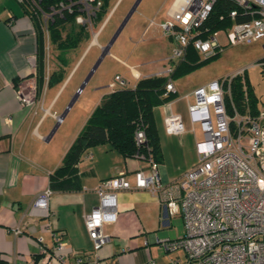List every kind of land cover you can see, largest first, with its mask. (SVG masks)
Here are the masks:
<instances>
[{"label":"crops","instance_id":"0c3cea01","mask_svg":"<svg viewBox=\"0 0 264 264\" xmlns=\"http://www.w3.org/2000/svg\"><path fill=\"white\" fill-rule=\"evenodd\" d=\"M112 1L114 0L107 1L106 10ZM122 1L115 0L108 12L111 14ZM135 2L137 0H129L126 11L130 6L132 8ZM186 2L187 0H138L135 9L123 20L122 27L130 18L137 15L134 24L139 23L137 29L140 30L141 38L150 32L152 35H161L164 39L172 41L163 34L160 25L175 17ZM37 18L17 0H0V259L6 264H29L38 255L36 238L42 237L43 244L50 248L53 244L52 233L59 232L66 242L68 264H72L77 256L83 255L98 258L100 264H145L150 259L153 260V264H166L171 260L182 262L185 257L184 251L177 249L166 252L158 244L161 239H177L183 236L185 230L180 211L170 214L164 204L147 189L136 188L135 172L141 170L150 173V166L146 161L124 157L108 144L96 145L82 155L77 164L79 189L53 191L49 200L50 217L39 218L29 214L33 200L48 186L50 174L60 165L64 154L93 109L111 92L110 89H103L104 87L92 86L90 91L94 93L92 98L94 101L89 111L83 114L82 121L63 139L55 138L60 123H64V118L60 122L57 121L52 129L51 127L57 120L56 117L65 112L60 115L61 107L70 98V102H76L79 95L84 93L78 86L85 73L77 77L76 74L85 52L75 62L67 59L62 63L61 59H58L59 61L56 59L55 70L49 72L50 69L46 66V45L49 46L50 42L46 43ZM105 23L104 21L101 26ZM39 31L45 55V79L53 72H57L60 79L48 87L44 83L42 92L36 96L33 105L22 108L16 91L34 78L33 69H36L40 48ZM91 44H98L97 37L92 38ZM172 44L174 45L173 41ZM172 44L170 43L171 48ZM111 54L130 67L132 82L126 80L130 84L139 77L156 75L168 67L167 65L159 69H150V72H141L115 54ZM34 55L35 64L32 67L28 59ZM56 57L60 58L58 54ZM168 57L162 60L166 62ZM186 74L176 79L172 78L175 98L154 107L153 110L162 153L158 173L164 185L176 181L197 164L196 162L190 166H170L167 154L178 152L185 146L196 150V142L203 139L200 124L191 122L187 110L188 104L194 102V97L184 96L212 80L204 84H191L189 91L181 96L182 89L178 81ZM40 96L41 106L38 105ZM61 98L64 105L59 104ZM170 112L182 118L184 132L180 135H169L164 130V118ZM195 127L198 128V135L194 134ZM177 139L181 142H177ZM88 154L91 158L87 157ZM121 172L124 173L130 187L116 192V220L102 225V232L108 239L95 250L85 227L84 216L99 203V197L95 192L97 185ZM16 230L20 232L16 234ZM159 252L165 253V256L159 258ZM53 264L58 263L54 261Z\"/></svg>","mask_w":264,"mask_h":264},{"label":"built area","instance_id":"2783aa9c","mask_svg":"<svg viewBox=\"0 0 264 264\" xmlns=\"http://www.w3.org/2000/svg\"><path fill=\"white\" fill-rule=\"evenodd\" d=\"M17 1L26 3V0ZM40 1L28 0L27 3L39 19L47 44L49 23L66 13L75 12V24L90 30L93 38L104 27L102 25L98 32L92 31L102 7L101 0H58L47 10L40 7ZM230 1L247 19L235 22L237 10L229 12L232 22L226 28L229 42L250 43L264 38V0ZM215 2L187 0L175 17L160 25L163 34L174 43L166 59L168 67L158 73L168 76L166 94L175 93L169 77L173 72L172 64L183 60L189 46L203 59L221 50L216 31L205 37L200 36V28ZM28 60L34 67L35 55ZM33 70L34 78L16 91L22 108L32 106L35 100L36 69ZM235 75H243V70ZM235 75L212 81L184 96L194 97V102L188 104V114L191 122L200 124L203 132V139L196 142L198 159L192 169L176 181L164 185L158 173L159 164L150 157L146 158L143 153L136 152L134 155V158L146 161L150 166V173L141 170L135 172L136 188L147 189L170 214L181 213L185 230L183 236L161 239L158 244L166 252L181 249L185 257L182 262L171 260L166 264H264V109L259 110L255 117L241 115L236 109H233L232 116L228 114L225 97L230 98L231 79ZM129 85L124 78L115 75L108 88L113 91ZM56 119L61 121L60 117ZM164 130L169 135L182 134L184 126L181 116L172 112L166 115ZM134 138L138 150L145 146L146 136L142 128L136 129ZM87 157L91 158L89 154ZM129 187L121 172L101 181L95 188L99 203L84 216L85 227L95 250L108 239L102 232V225L116 220V192ZM52 194L49 186L41 191L33 200L29 214L39 218L50 217L49 200ZM19 232L15 231L16 234ZM52 238L50 248L43 244L42 237L36 238L38 255L29 264H53L54 261L68 264L62 234L54 232ZM72 264H100V261L96 257L83 255L77 256ZM145 264H153V260Z\"/></svg>","mask_w":264,"mask_h":264},{"label":"trees","instance_id":"16d2710c","mask_svg":"<svg viewBox=\"0 0 264 264\" xmlns=\"http://www.w3.org/2000/svg\"><path fill=\"white\" fill-rule=\"evenodd\" d=\"M57 1L41 0L39 5L43 10H47L49 6ZM107 1L101 0L102 7L95 21L103 16ZM27 2L28 0L22 5L31 15L37 17ZM233 9L238 12L235 22L247 19V16L244 18L241 10L232 1L216 0L207 20L200 28V36L205 37L220 28L226 29L229 27L232 22L228 14ZM74 17L75 12L66 13L62 18L55 17L54 21L48 25L49 42L61 52L75 44L70 38L71 32L77 27L82 28L75 24ZM38 38L40 48L36 60V96L41 94L44 83L48 87L60 79V75L57 72L49 74L45 79V55L42 49L43 42L40 31ZM212 57L204 59V61H208ZM60 59L62 63L65 62V58ZM198 59L197 52L193 47L189 46L183 60L172 64L173 72L169 77L172 79L188 73L201 63L198 62ZM260 63H264V58L261 59ZM261 66L262 74H264V64H261ZM167 79L168 76L158 74L139 77L133 84L129 83V86L117 88L104 96L93 109L84 126L67 149L60 165L50 174L48 186L51 190L71 191L79 189L80 182L77 175V164L88 149L99 144H108L124 157L134 158L136 152L143 153L146 158L150 157L153 161L160 164L162 162V153L153 110L154 107L175 98V93L166 94L165 92ZM225 101L226 110L231 116L233 115V109H236L241 115L249 114L252 117L257 116L259 112L257 99L248 84L245 74L235 75L231 79L230 98L226 96ZM262 108H264V105H262ZM139 127L144 130L146 144L138 150L135 145L134 134ZM0 264L6 263L0 259Z\"/></svg>","mask_w":264,"mask_h":264},{"label":"rangeland","instance_id":"374dc122","mask_svg":"<svg viewBox=\"0 0 264 264\" xmlns=\"http://www.w3.org/2000/svg\"><path fill=\"white\" fill-rule=\"evenodd\" d=\"M114 1L110 3L109 8L105 10L103 16L93 24L92 31L97 32L101 24L104 21L106 22L97 36L98 44H91L93 36L90 30L77 27L71 32L70 38L75 42L72 47L61 52L50 43L46 51V66L50 69L49 72L55 70L57 66L56 59H72V62H75L82 53L85 52L76 74L77 77L85 73L78 87L88 78L81 89V92L84 90V93L79 95L77 101L73 102L69 108L68 105L70 104L71 98L65 105L64 102H62L63 98L59 101V104L64 105L60 109V115L68 109L63 120L64 123H60L56 131L55 138H59V140H61V138L63 139L72 131L73 127H76L82 121L83 114L85 115V113L89 111L94 101L92 100L94 93L90 91L92 86L104 87L103 89L108 90L109 88H106V85L115 75L121 76L125 80L130 81V83L132 82L130 67L114 58L111 53L123 59L128 64L133 65L141 72H150V69H159L168 65V63L162 59L171 54L172 46L170 43L172 44V41L164 39L161 35H152L150 32L145 37L141 38L140 30L137 29L139 23L136 25L134 24L137 15L130 18L127 24L120 29L108 53L101 56L102 47L108 45L131 10V6L127 11L125 9L129 0H123L119 3L120 5L118 4L119 7L110 14L108 11H110ZM107 17L108 19L106 21ZM226 31L227 30L223 28L216 31V37L221 46V50H219L217 55L208 61H204L202 56L197 53L199 58L198 62L201 63L179 79L178 84L182 89L180 95L183 96L186 94L191 84H204L211 80L215 81L231 77L243 70V74L247 76L248 84L257 99L259 110L264 109L262 108V105H264V74H262V66L260 65L261 59L264 58V38L250 43L239 42L231 44ZM57 54L60 58L56 57ZM38 105H42V96H40ZM56 123L57 120L54 122L51 129ZM194 134L198 135L197 127H195ZM191 136H193V134H191ZM179 141L180 140L177 139V142ZM197 159L196 150L187 146L181 147L178 152H170L167 154V160L170 166L194 165ZM158 256L161 258L165 256V253L159 252Z\"/></svg>","mask_w":264,"mask_h":264},{"label":"water","instance_id":"95a60500","mask_svg":"<svg viewBox=\"0 0 264 264\" xmlns=\"http://www.w3.org/2000/svg\"><path fill=\"white\" fill-rule=\"evenodd\" d=\"M138 2V0H137ZM137 2H135V4L133 5V7L131 8V10L129 11L128 15L132 13V11L135 9V6L137 4ZM123 23L121 24V26L118 28V30L116 31V33L114 34L113 38L110 40V42L108 43L107 46H105L102 50V54L101 56H103L104 54L108 53L110 45L113 43L114 39L116 38L118 32L120 31L121 27H122ZM88 78H86V80L84 81V83L87 81ZM84 83L80 86V89H82V87L84 86ZM80 91V90H79ZM73 101V100H72ZM72 102H70V104L68 105V108L71 106ZM66 111L60 116V119L64 118Z\"/></svg>","mask_w":264,"mask_h":264}]
</instances>
